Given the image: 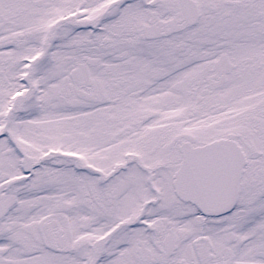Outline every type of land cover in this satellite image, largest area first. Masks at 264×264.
Instances as JSON below:
<instances>
[{
	"label": "snow or ice",
	"instance_id": "6c2138e0",
	"mask_svg": "<svg viewBox=\"0 0 264 264\" xmlns=\"http://www.w3.org/2000/svg\"><path fill=\"white\" fill-rule=\"evenodd\" d=\"M0 264H264V0H0Z\"/></svg>",
	"mask_w": 264,
	"mask_h": 264
}]
</instances>
